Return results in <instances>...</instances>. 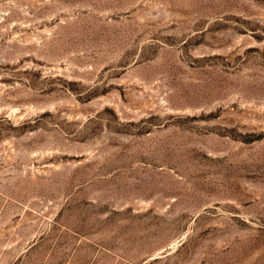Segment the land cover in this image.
I'll list each match as a JSON object with an SVG mask.
<instances>
[{
  "label": "rangeland",
  "instance_id": "rangeland-1",
  "mask_svg": "<svg viewBox=\"0 0 264 264\" xmlns=\"http://www.w3.org/2000/svg\"><path fill=\"white\" fill-rule=\"evenodd\" d=\"M0 264H264V0H0Z\"/></svg>",
  "mask_w": 264,
  "mask_h": 264
}]
</instances>
